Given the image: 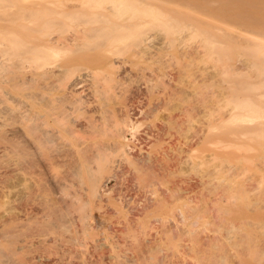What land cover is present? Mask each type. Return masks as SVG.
Here are the masks:
<instances>
[{"label": "bare ground", "instance_id": "bare-ground-1", "mask_svg": "<svg viewBox=\"0 0 264 264\" xmlns=\"http://www.w3.org/2000/svg\"><path fill=\"white\" fill-rule=\"evenodd\" d=\"M0 264H264V0H0Z\"/></svg>", "mask_w": 264, "mask_h": 264}]
</instances>
